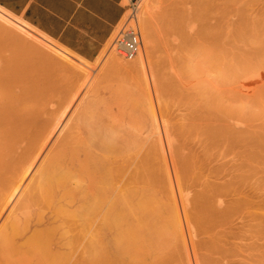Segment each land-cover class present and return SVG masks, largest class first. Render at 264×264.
Here are the masks:
<instances>
[{"label":"rangeland","instance_id":"obj_1","mask_svg":"<svg viewBox=\"0 0 264 264\" xmlns=\"http://www.w3.org/2000/svg\"><path fill=\"white\" fill-rule=\"evenodd\" d=\"M124 3L128 5L124 16L93 60L83 59L9 12L7 13L11 21L0 19V84H3L2 88L5 86L4 90L9 89L10 93L6 92L11 95L23 93L42 101L49 111L57 115L60 125L58 124L59 127L55 128L52 141L45 153L49 148L61 144L64 138H69V143H62L67 146L65 148L67 155L62 167L68 176L64 182L61 185L54 183L49 189L43 191L28 190V188H24L25 184H23L10 197L0 215V264H182L184 262V250L180 247L181 245L177 246L160 224L165 221L163 214H161L160 221L155 220L154 222L150 217V220L148 218L146 223L138 226L139 211L128 212L125 214L126 223L121 226L120 230L111 228L103 229L100 232L97 228L99 222L97 213L80 215V212L85 208L83 206L90 202L89 199L92 198V203L94 200L99 203L102 198V189L113 187L114 175L111 170L110 177L105 179L103 173L94 168H88L86 172L85 169L82 170L83 172H79L77 157L76 155H74L76 159L72 157V153H76L77 149L79 158H82L81 148L84 149V144L76 141L73 133L71 134L74 138L68 136L76 124H79L83 131H87L83 133L85 137H90L88 133L90 131L99 133L110 142L114 140L117 147H122L124 149L122 155L117 156L119 162L123 159L122 161L131 162V166L133 163L138 164V197L143 196L158 202L165 201V188L158 180L155 164L157 161H154L151 153L148 152L154 139L150 136V109L154 110L160 125V135L167 157L166 162L172 173L173 182L175 180L174 190L178 206H181L182 199L189 219L190 231L188 226L185 227L184 221L183 223L191 264H202L203 261L206 264H255L256 260L252 259L258 258L256 256L261 249L260 244L262 245L264 242L260 232L258 233L253 227V223L258 221V212H264V207H254L250 212H246V210H242L240 204L247 197L243 186L245 189L249 187L255 189L257 194L264 193L263 182L260 183L256 179L259 176L264 178V164L257 163L259 158H256L255 155H253L255 158L250 156V149L246 150L245 147V149L243 147L225 148L226 144L224 142L222 144V136L214 145L213 142L210 145V135L205 133V129L207 123L215 124L210 116L213 113L204 105L203 101L204 104L201 103L193 91L184 63L171 61L170 58L172 54L178 55L179 49L180 52H187L197 47L201 25L210 12L212 0H124ZM247 3L251 28L249 27L247 34L239 35L236 38V48L241 55L253 56L264 49V0H247ZM144 17L150 18L153 35L150 53L148 52L144 64L145 69L140 70L142 72L138 70L131 73L121 72L112 67L111 57L119 58L122 62H130L132 59L126 60L120 55L112 42L121 27L136 25L143 43L142 35L145 23L143 21H146ZM16 21L25 24L27 31L16 26L14 24ZM142 48L141 45L138 52L142 53ZM68 54L78 57L88 67L73 61ZM194 99L196 101H191ZM254 126L255 130L260 131L258 132L259 136H263L264 120L255 119ZM70 144H73V147L76 146L75 149ZM254 149L257 150L255 152H259L258 148L254 147ZM92 151L104 163L102 156L104 152L97 149ZM244 154L248 155V160ZM107 155L111 156L110 161L113 162L115 154ZM240 163H243L240 168L242 171L235 169ZM122 164L125 165V162ZM199 164L202 169L198 168ZM249 164L256 167L262 164L263 171L260 172L261 174L258 173L259 175H254L255 179L252 177L254 182L249 180L245 183L246 181H243L241 185L238 181L239 177L236 179L234 176L236 173L242 172L249 174L247 171ZM109 165L112 164H107L108 168ZM143 170L146 171L143 172ZM174 170L176 174L180 173V181L175 179ZM220 170L221 175H219ZM211 171L214 175L219 176L211 175ZM230 173L232 174L229 175ZM234 173L235 175H233ZM182 175H185L184 178H186L183 179ZM205 178L212 184L216 183V192L220 187L218 193L215 192V204L219 207V211L218 215L213 218L208 217V212L204 213L203 211L204 215L200 212L201 207L198 201H200L199 196L204 192L202 189L207 187V185H204L206 187L202 185ZM230 178L235 181L232 182ZM255 180L257 181L255 182ZM93 184L94 187H92ZM227 184L228 188L225 187ZM176 185L179 187H175ZM241 186L242 188H240ZM237 187L239 188L237 189ZM235 191H239L238 194ZM73 192L74 198L71 195ZM84 192L85 194H83ZM233 192L234 194H232ZM81 194L85 197H80ZM232 197L235 198V201ZM230 198L232 200H229ZM254 199L256 201L260 198ZM236 202L239 204L237 205ZM78 203H85V205ZM79 208L82 209L78 210ZM221 208H225L224 211ZM148 210L150 215H153L152 205L148 206ZM69 211H71L70 215ZM192 219L194 220L192 221ZM248 219L251 225L246 222ZM201 220L207 223L204 222L203 225ZM207 224L208 226H206ZM198 226L201 227V231L203 229L202 233L199 231L200 229L198 230ZM244 226L246 231L243 229ZM250 226H252L251 229ZM205 227L206 230H204ZM95 231L96 233H94ZM141 243L145 244L143 247L145 253L142 254L138 253ZM239 245L244 247L249 245L250 249L246 246L241 250ZM193 255L196 256V259ZM249 256L252 258L251 260Z\"/></svg>","mask_w":264,"mask_h":264},{"label":"bare ground","instance_id":"obj_2","mask_svg":"<svg viewBox=\"0 0 264 264\" xmlns=\"http://www.w3.org/2000/svg\"><path fill=\"white\" fill-rule=\"evenodd\" d=\"M247 4H248L247 0H212L210 12H208L209 14L204 18V22L201 25L197 47L194 50L187 51V52H183V51L180 52V49H179L178 55L172 54V57L170 58H171V61H174V62L177 61V62L184 63L188 71L187 74L189 76V80H191L190 85H192L194 89L193 91L198 96V98L201 100V103L204 102L205 104L204 103L203 104L208 107L211 113H213L210 116L213 119V122L215 124L212 125V123H207L206 124L207 128L205 129L206 132L204 131L206 134L208 133L210 135L209 136L210 137L209 139H211L209 140V142H211L210 145H212V142L214 145L217 142L218 138L222 136L223 137L222 144L223 142L224 144H226L225 148L229 149L230 147H243V149L246 148V150L250 149L249 151V153L251 152L250 156L252 158H255V157L259 158L258 162L257 161L256 162L257 163L261 162L264 164V135L259 136L258 132L260 131L255 130V126H254L255 119L264 120V49L258 51L253 56H250V55H241L238 49L236 48L237 46L236 38L239 35L247 34L249 31V27H250L249 13H248L249 7ZM9 17L10 16L7 13V11L0 7V19L5 20V21H11ZM145 20L146 21L142 20L143 22H145L144 27H143V35H142L143 43H141V45L143 46L142 53L138 52L136 57L132 59L130 62H122L119 60V58L112 56L110 60V64L112 65V67L116 68L117 70L121 72H125V73H131L132 71L135 72L136 70L140 71L142 69H145L144 68L145 60L148 57V52L150 53L149 49L153 43L152 25L150 23V18L148 19V17H146ZM14 24H16V26H18L19 28L24 29V31H27L25 24L18 22V21H16ZM175 51L174 53H176ZM68 55L71 56V59L73 61L81 63L82 66L84 67H88V65L86 63H82L78 59V57L71 55V54H68ZM66 57L68 58V56ZM173 73L171 74L173 75ZM174 74H178V73H174ZM176 77H179V76H176ZM2 86L3 84H0V215L5 209L8 201L10 200V197H12V195L23 184H25L24 188H28V190H31V191L42 190L43 191L45 189H49L51 185H53L54 183H59L61 185V183L64 182V180L68 176L62 167L64 163V158L67 155V150L65 149L67 146L62 145V143H65V142L69 143L68 141L69 138L68 139L64 138L62 140L63 142L61 144H58L59 145L58 148H57L58 145L57 146L55 145L52 148H49L48 151L45 153V150H47V147L52 141L51 139L53 137L54 130H56L57 127H59L57 126L59 124L57 115L49 111V108H46L45 105L42 103V101L40 102L39 100H36L35 98L30 97L27 94H23V93L15 94V95L8 94L6 91H8L9 89L4 90L3 88H6V87L4 86L2 88ZM195 99L191 101H196ZM193 103H196V102H193ZM206 112H207V109H206ZM149 113H150L149 117H150V122H151V135L150 136H152V138L154 139H153V142L151 143V146L149 147L150 151L148 152L151 153L153 160L157 161L155 162V164H156L157 172H158V178H159L158 180H160L161 184L165 188L164 189L165 201L158 202L155 199H148L143 196L138 197V164L133 163L131 166V162L129 163L128 160L122 161L123 159L119 162L117 156L120 154L122 155L124 151L122 147L121 148L117 147L114 140L110 142L107 138H105L99 133H92L90 131L88 132L90 137L88 136L85 137L83 133H86L87 131L86 132L83 131L80 128L79 124H76L75 126H73L72 130H70L68 136H70L71 138L73 136L71 133H73L74 136L76 137L75 140L77 139L76 141H79L81 144H84V149L81 148L82 154H83L82 158H79L77 149H76V153H72V157H75L74 155H76L77 157L78 164L80 167V171L79 170L78 171L81 173L83 172L82 170L84 169L86 172L88 168H94L96 170L101 171L105 179L110 177L109 174L111 173V170L114 175L113 176V181H114L113 187L109 189L104 188V190L102 189L103 191L102 198L100 197L101 199L99 203L96 202L95 200L92 203L91 202L92 198L91 200L88 198L90 202L87 199L89 203L86 205L85 203H81L85 205L83 206L85 208H83V211L80 212L81 213L80 215L84 216L89 213H97V215L99 216V222H98L97 228L100 232L103 229H111V228H113L114 230H118V229L120 230L121 226L124 223H126L125 214H127L128 212L130 213L133 211H139L138 226L143 225V223H146V221H148V218L150 220V217L152 218L154 222L155 220L160 221L162 218L161 214H163L165 215V221L164 223H160L161 226L164 227L163 230L166 231V234L169 235L171 240L175 242L177 246L181 245L180 247H182V249L184 250L183 255L185 256V259L183 260L184 262L182 264H191L192 261H190L191 257L190 256H189L190 258L188 257V252H189L187 248L188 245L186 244V241H185L186 236L184 234L185 232L184 229L186 226H188L187 228L190 231L189 219H188V216L186 215V209L183 206L182 199H181L182 204L180 206L181 209L178 206V199L176 198V192L174 190L175 180L173 182L172 173L170 172V169L166 162L167 157L165 156V151H164V147H163V143H162V139L160 135V125H159L157 116L154 113L153 109H150ZM188 118L189 117H187V119ZM75 147L73 148L75 149ZM254 147L258 148L259 152H255L257 150H255ZM69 148L71 147L69 146ZM93 149H97V150L104 152V154L102 155L104 163L100 159H98V157L93 153L92 151ZM70 151H69V154H71ZM107 154H115L113 162L110 161V159H112L111 156H108ZM244 155L247 156V160H248L249 159L248 155L246 154ZM253 155H255V157ZM131 157L133 159V156ZM136 158L138 159V157ZM123 162H125V165L122 164ZM107 164H112V165L111 166L109 165L110 167L108 168ZM116 164H119V165H116ZM242 164L243 163H240V165H238V168H235V169H240L242 167ZM261 165L259 164V166L256 167V166L249 164V169L247 170L249 171V174H247L248 172H246V174H244L245 172H242L243 174L236 173L235 175L234 173L233 175H235L234 177L236 179L239 177L238 181L242 185L243 181H246L245 183H247V181L249 180L252 181V177L254 175H259L258 173L263 171L264 166L262 165L263 167H261ZM198 168L202 169L201 166ZM175 170L173 171V173L175 174L174 176L176 178L175 177L174 178L178 180L180 178L181 180L180 173L177 172L176 174ZM210 170L208 172L209 174H210ZM145 171L143 170V172ZM240 171L242 170L240 169ZM220 172L221 170L219 171V173ZM221 173L219 175H221ZM223 174L225 175V173ZM231 174L232 173H230L229 175ZM211 175H214L212 171H211ZM184 176L185 175H182L183 179L186 178V177L184 178ZM214 176L218 177L217 175H214ZM253 178L255 179L256 176ZM73 179H76V178H73ZM220 179H223V178L220 177ZM256 179H258L260 183L263 182L262 185H264L263 176H259ZM206 180L207 178H205V181L202 183V185L203 186L207 185L208 188L204 186L207 189L206 188L202 189V191L204 192H202L201 196H199L200 201L198 202H199V206L201 207L200 212L202 213L203 211L204 213L208 212L209 213L208 217L213 218V217H216V215H218V211H219L218 209L219 207H217V205L215 204V201H216V193H218V190L220 187L217 188V192H216V187H215L216 183L212 184V182L209 179L208 180L211 183ZM74 181H77V180H74ZM256 181L257 180H255V182ZM252 182H254V180ZM76 186H77V183H76ZM254 186L255 185H253V187ZM259 186L260 185H258V187ZM92 187H94V184L92 185ZM175 187L178 188L179 186L176 185ZM225 187L228 188L229 185L227 184ZM238 188L239 187H237V189ZM240 188H242V186ZM259 188H262V187H259ZM243 190L245 191L247 197L241 201L240 207L242 208V210H246V212L247 211L250 212V210H252L254 207H257V208L264 207V196H263L264 193L263 192H261L262 195L257 194L255 192V189L250 188V187L248 189H245L244 186H243ZM261 190H263V188ZM66 191L69 192V190H66ZM74 192L73 194L71 193L73 198H74L73 196ZM235 192L238 194L239 191L238 192L235 191ZM83 194H85V192ZM232 194H234V192ZM81 196L82 194L80 195V197ZM82 197L84 198L85 196H82ZM258 197L260 199L255 201L254 198H258ZM233 199L235 201V198ZM59 200L61 199L59 198ZM69 200H71V198H69ZM229 200H232V199L230 198ZM221 204H223V202ZM236 204L238 205L239 203L236 202ZM150 205L153 206V211H154L153 215H150L149 210H148V206ZM221 206L223 207V205ZM81 209L82 208H79L78 210H81ZM224 209L225 208H223L222 210L224 211ZM70 212L71 211H69V215H70ZM257 218H258V221L256 223H253V227L256 228V231L258 233L260 232L259 234L262 235V241L264 242L263 240L264 212H260V213L258 212ZM193 220L194 219H192V221ZM183 221L185 223V227H184ZM201 221L203 225H204V222H206L203 220ZM210 221L212 222L213 220H210ZM246 222L250 223L249 219ZM86 223H85V226H86ZM88 226L90 227L91 225H88ZM206 226H208V224ZM251 227L252 226H250V229ZM200 228L201 227H199L198 230ZM211 228L213 229V227ZM206 229L207 228L205 227L204 230ZM243 229L245 230V226ZM199 231H201V229ZM94 233H96V231ZM92 236H93V239H95L94 235ZM121 238L122 237L120 236V239ZM96 239L98 240V237ZM189 240L192 243L191 238ZM144 245H145L144 243H141L139 245L138 253H141V254L143 252L145 253V250L143 248ZM190 245L193 246V244H190ZM243 245L241 246L239 245L241 247V250H242V247H244ZM192 246L190 247L192 248ZM246 246L244 248H246ZM260 246H261V249H259L260 251L258 252V255L256 256L258 257L257 259L256 258L252 259L249 256L250 260L251 259L256 260L255 264H264V243L262 245L260 244ZM247 247H249L250 249L249 245ZM195 257L196 256H194V259H196Z\"/></svg>","mask_w":264,"mask_h":264},{"label":"crops","instance_id":"obj_3","mask_svg":"<svg viewBox=\"0 0 264 264\" xmlns=\"http://www.w3.org/2000/svg\"><path fill=\"white\" fill-rule=\"evenodd\" d=\"M127 6L124 0H0L1 8L85 60L100 53Z\"/></svg>","mask_w":264,"mask_h":264},{"label":"built area","instance_id":"obj_4","mask_svg":"<svg viewBox=\"0 0 264 264\" xmlns=\"http://www.w3.org/2000/svg\"><path fill=\"white\" fill-rule=\"evenodd\" d=\"M141 43V35L136 25H124L121 27L112 42L117 52L126 60H131L137 55Z\"/></svg>","mask_w":264,"mask_h":264}]
</instances>
